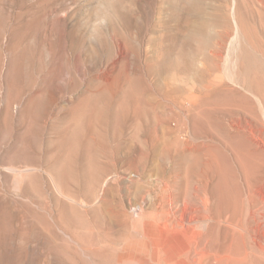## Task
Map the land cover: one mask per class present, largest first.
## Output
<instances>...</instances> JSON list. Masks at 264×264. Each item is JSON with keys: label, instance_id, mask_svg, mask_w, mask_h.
I'll return each instance as SVG.
<instances>
[{"label": "rangeland", "instance_id": "1", "mask_svg": "<svg viewBox=\"0 0 264 264\" xmlns=\"http://www.w3.org/2000/svg\"><path fill=\"white\" fill-rule=\"evenodd\" d=\"M262 38L264 0H0V264H123L133 234L114 208L129 191L151 211L176 173L197 180L187 141L223 162L215 245L264 264Z\"/></svg>", "mask_w": 264, "mask_h": 264}, {"label": "bare ground", "instance_id": "2", "mask_svg": "<svg viewBox=\"0 0 264 264\" xmlns=\"http://www.w3.org/2000/svg\"><path fill=\"white\" fill-rule=\"evenodd\" d=\"M251 21H252V19H251ZM234 22L236 23V21H234ZM252 22H255V20ZM236 25L238 26L237 23H236ZM242 25L240 26L241 28H242ZM248 26H251V25L248 24ZM248 26H247V28H249ZM251 28H253V27H251ZM257 28L258 27H256V29ZM250 30H249V32H250ZM257 30H256V34H257ZM231 34H233V33H231ZM237 34L239 35V33H237ZM246 36H248V35H246ZM260 36H261V34H260ZM255 45H257V44H255ZM215 57H217V56H215ZM238 59H239V56H238ZM254 81H257V80L254 79ZM213 82L214 81H212V83ZM261 90L262 89H260L259 91L261 92ZM262 96H263V94H262ZM262 96H261V98H263ZM220 133H218V134H220ZM161 137H162V139L165 138L164 136H158V139L160 140ZM169 138L172 139L170 136H167L165 139L168 140ZM179 139H181V136H178V140ZM238 139H236V141ZM160 141H158V142H160ZM212 142H214V141H212ZM226 142H228V144H229V141H226ZM261 142H264V141H261ZM168 143H170V142H168ZM236 143H238V141ZM212 145L216 146L215 151H216V148H218V151H217L218 153L216 152V156L218 154L219 161L221 160L220 156H221V158L224 159L225 156L223 157V154L225 155V151H223V153H222V150L224 147L221 146V145L224 146V143L222 141H220V142H217L216 144L212 143ZM260 146H258V147H260ZM213 148L214 147H212V149ZM161 150H162V148H161ZM241 150L244 151L243 149H241ZM231 151H232V154L236 157V159H238L239 154H236L233 149ZM251 151H252V149H251ZM178 152L181 153L184 157V160H186L189 163L187 165L188 167L192 168L191 166H197L198 175H200V176L197 178V180H194L193 175H192V177L190 176V173H191L190 170L191 169H187L181 173L180 172L176 173L175 174L176 180L174 179L175 182H173V184L171 185L172 182L169 183V180H168L167 182L169 184H167V183L165 184V186H166L165 191L168 192L167 198L163 199L162 202H159L160 204H158V205L156 204L157 206H155L154 208H152L153 206L150 207V208H152L151 211L147 210V206H148L147 202L142 203V201H140L139 198H134L135 196L131 195V193H129V191H128V194L126 193L127 190H129V188L131 189L132 186H134L135 184L137 185V183H138L136 178L133 177L134 175L131 174V171L129 172L130 169L129 170L127 169V171L129 173H127L123 177H122V175H119V174H118L119 176H115L116 181L122 182V184H124V185H120V189L125 188L126 194H125V196L123 194L124 200L122 202L117 201L120 203V205H118V207H115V208L113 207L114 208V215H116V217L121 222V224L126 226L128 228V231L129 230H130V232L132 231V234H133V236L129 240H127L125 246L122 249V254H120V257H119V261L121 263H123V264H228L229 259H230V256L228 254L229 250L227 248H224L223 246H216L215 245V237H217V235H220L223 239L224 233H225V232H223L224 229H222L224 224H225V221H226L225 217L223 216L224 203H225L224 202L225 198L223 195L224 190L222 189V185H223L222 180H224L223 174H225V173H223V167H222L223 162L221 160L220 161V162H222L221 164L215 163L216 159L214 160V158H213V154L211 153V148H210L209 142L206 143L203 141L202 142L197 141V143L196 142L193 143L191 141H187L180 147ZM178 155H180V154H178ZM144 157H148V155L147 156L143 155V156H140L139 158L143 159ZM258 158H257V160H258ZM227 163H230V162H227ZM151 164H152V162H151ZM231 164H233V163H231ZM134 166H136V165H134ZM31 167H33V166H31ZM213 167L216 168L215 169L216 172L213 170L216 174V175L214 174L213 177L217 178L216 182H215L216 188L214 189V191L211 190L212 183H211L210 178H209V174L213 173L212 172V169H214ZM10 169H12V168H10ZM13 169L16 170V168H13ZM30 169H32V168H30ZM176 169H178V167H176ZM238 169H240V168H238ZM9 171L11 172L12 170H9ZM244 173H245V171L242 172V174H244ZM115 175H117V174H115ZM144 179H146V178L144 177ZM108 181H107V183H108ZM144 181H146V180H144ZM184 184H186V185H184ZM106 185L107 184H105V186ZM182 185L184 186L183 188H182ZM161 187H162V183H161ZM143 189H144V187H143ZM100 190H102V192H103L105 189L101 188ZM161 190H162V188H161ZM260 190H262V189H259V191ZM263 190H264V187H263ZM263 190H262V193L259 192V195L261 193V197L258 199H260L259 200V207L264 209V191ZM133 191L134 190H132V192ZM175 192H176V194H175L176 195V201H175L176 202V209L172 207V202H171V199H173L172 197L174 196L173 193H175ZM131 196H134V197H131ZM97 197L98 198H96V199H97L98 203H100L102 201L103 195L101 194ZM160 197H162V196H160ZM141 199H143V202H144V197H141ZM110 202H111V200H110ZM101 203H103V202H101ZM136 204H138L137 205L138 207L136 209L137 210L136 211L137 216H134V211H133V209L130 211V209H131L130 207H132ZM114 206H116V205H114ZM238 207H236V208H238ZM132 208H134V207H132ZM252 209H254V208H252ZM111 212H112V210H111ZM241 213H242V211H241ZM114 215H112V216H114ZM249 219H251V217ZM255 219H256V217H255ZM113 220H115V219H113ZM240 224L242 225L241 222H240ZM254 224L255 223H252L251 225H254ZM242 227H243V225H242ZM250 229H253V228L250 226ZM232 230H234V229H232ZM236 230H238V229H236ZM257 230H259V231L262 230V231H261V233L260 232L258 233V231H257V234H254V236L256 235V237H254V238H256L255 243L257 242L256 244H258L260 249L264 252V229L259 228ZM226 231L228 232V230H226ZM130 232H128V233H130ZM233 233H234V231H233ZM240 233L242 234V236L244 235L242 233V230H240ZM225 234L227 236V233H225ZM125 237H127V236H125ZM225 237H224V239H225ZM243 239H244V236H243ZM244 242H242V243H244ZM244 245H242V246H244ZM245 252H247V251H245Z\"/></svg>", "mask_w": 264, "mask_h": 264}]
</instances>
